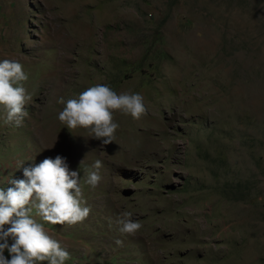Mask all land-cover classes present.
I'll use <instances>...</instances> for the list:
<instances>
[{
  "label": "rangeland",
  "instance_id": "1",
  "mask_svg": "<svg viewBox=\"0 0 264 264\" xmlns=\"http://www.w3.org/2000/svg\"><path fill=\"white\" fill-rule=\"evenodd\" d=\"M4 59L23 65L31 100L21 127L0 106V188L67 157L91 213L45 223L66 264H264V0H0ZM96 84L148 108L116 113L108 145L57 118ZM125 211L135 236L119 231Z\"/></svg>",
  "mask_w": 264,
  "mask_h": 264
},
{
  "label": "clouds",
  "instance_id": "2",
  "mask_svg": "<svg viewBox=\"0 0 264 264\" xmlns=\"http://www.w3.org/2000/svg\"><path fill=\"white\" fill-rule=\"evenodd\" d=\"M27 80L19 61H0V106L6 124L23 126L28 115L25 105L31 100L24 87ZM59 102L63 109L57 118L68 130L83 129L104 145L117 139L120 125L116 113L130 115L133 120L148 114L140 93L118 94L107 84H96ZM21 167L23 178L10 179L11 186L0 188V264H66L70 253L49 234L45 223L75 226L89 217L91 207L84 199L80 173L72 170L67 157L60 154ZM102 167V161L94 162V170L85 180L87 185L95 188L99 184ZM132 216L125 211L117 219L121 234L135 236L142 229L143 224ZM116 244L122 246L123 241Z\"/></svg>",
  "mask_w": 264,
  "mask_h": 264
}]
</instances>
